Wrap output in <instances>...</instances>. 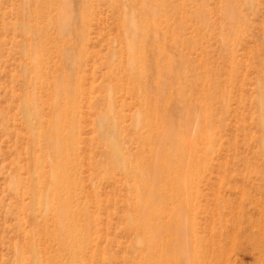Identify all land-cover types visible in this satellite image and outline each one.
Listing matches in <instances>:
<instances>
[{"label":"rangeland","instance_id":"rangeland-1","mask_svg":"<svg viewBox=\"0 0 264 264\" xmlns=\"http://www.w3.org/2000/svg\"><path fill=\"white\" fill-rule=\"evenodd\" d=\"M148 9L154 28L141 34ZM138 72L152 118L186 129L181 221L208 251L201 263L264 264V0H0V264H146L151 235L124 174L151 151ZM55 158L75 242L50 237ZM150 197L158 210L142 221L161 230L159 254L176 246L179 218L173 200Z\"/></svg>","mask_w":264,"mask_h":264},{"label":"bare ground","instance_id":"bare-ground-1","mask_svg":"<svg viewBox=\"0 0 264 264\" xmlns=\"http://www.w3.org/2000/svg\"><path fill=\"white\" fill-rule=\"evenodd\" d=\"M147 18L146 20L138 23H132V25L137 29L139 33L142 34V30L144 29L143 26H147L148 29L154 28V20L149 19V16L152 14V10L148 9L144 11ZM134 45L130 46V51L133 53ZM145 57H143L144 60ZM141 74V75H140ZM144 72L137 73L138 77V85L141 90L139 91L138 96L139 97H146V103L143 105V107L146 110L144 112V118L147 120L146 127L144 126V136H140V140L148 141L149 144H151V151L149 158L144 160L143 164H138L137 166H131L129 165L128 170H124V174L126 175L127 179H131L132 181H135L139 187V190L136 192V194L133 196L135 200L137 199L140 203L139 206H133V212L138 217V224L136 225L137 229L144 233H149L151 235L149 241L145 242L146 248V256H145V263L146 264H202L207 260L208 251L202 250L201 252H198L195 250V243L192 245V241L188 242V232L184 229V222L181 221V217L185 214L183 213L186 211V207L182 205V202L187 198L191 197L190 193L187 192L188 187L190 186L192 182V166L186 165L183 167L184 161L187 159L188 161L190 159H193V155L191 154L192 148L189 147L186 153L180 152V146L186 147V141L184 135L185 132L178 133L173 128L168 127V117L166 115H161L160 118H156V121L152 116L148 113L150 106H151V95L149 91H146V89L141 85L146 80L142 75ZM164 84V83H162ZM55 87V85H54ZM55 92L57 93L54 96V99L57 101L59 94L61 93V83L60 80H57L56 82V88ZM158 103L154 105L155 110H160V107H163V103L165 102V96L163 95L161 85L156 87L155 93ZM57 102L54 101V114L58 116V118L63 115V111L60 109V105ZM142 113V114H143ZM160 115V114H159ZM191 115V113H190ZM58 120V119H57ZM56 120V121H57ZM61 122V120H60ZM59 120L57 123H53V136L56 138H59ZM140 124V122H139ZM141 125V124H140ZM141 127V126H140ZM201 131V130H200ZM199 131V132H200ZM142 143V142H141ZM116 155H112V157H118L120 160V157L115 152ZM54 166L55 169L53 171V181H51L48 184V191L47 193L50 195L48 200L45 203L46 210H50L53 214H49L55 219L53 223H50L52 225V231L50 232L51 240H56L57 238L62 237L67 243L68 241L66 239H72L77 240V229L73 228L74 225H72V214L69 212L68 207V200L63 201L62 199H59L58 196V189L60 187L59 179L58 177H62V163L59 162L56 158L54 159ZM125 168V166H124ZM135 170V172H133ZM55 175V176H54ZM171 175H173L171 177ZM158 193L162 195V199L167 201L166 199L173 200L176 203L175 206V212L177 213V221L179 222L178 226H174L175 229L172 231L173 235H175L174 238H176V246L169 247L167 244L166 246L161 247V250L159 254H156L153 251V248L157 243L162 244V233L160 229H157L156 227H150L149 225L143 224L144 217L146 220L150 218L151 216H154L152 214V210L156 209L155 204L153 203L152 198L150 197L151 193ZM155 206V207H154ZM161 209V206H160ZM158 210V209H156ZM154 212V211H153ZM74 219V217H73ZM185 221V219H184ZM177 223V222H176ZM177 225V224H174ZM47 233V232H46ZM45 233V235H46ZM49 235V234H48ZM71 240V241H72ZM79 242V241H78ZM72 243V242H71ZM69 242V245H71ZM76 245L78 243H75ZM80 244V243H79ZM68 245V244H66ZM76 245H71V247H75ZM192 245V246H191ZM173 246V245H172ZM210 255V254H209ZM73 257L75 255L73 254ZM75 258H72L71 264H77L74 260ZM77 260V259H76ZM78 261V260H77ZM144 263V262H143ZM134 264V263H132Z\"/></svg>","mask_w":264,"mask_h":264}]
</instances>
